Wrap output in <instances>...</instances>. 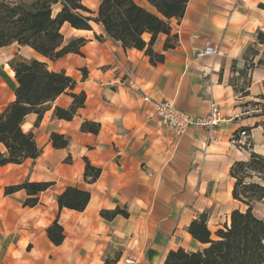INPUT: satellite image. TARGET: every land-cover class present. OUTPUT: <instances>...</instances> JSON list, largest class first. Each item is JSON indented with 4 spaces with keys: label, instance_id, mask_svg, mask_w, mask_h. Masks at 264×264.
<instances>
[{
    "label": "crops",
    "instance_id": "0c3cea01",
    "mask_svg": "<svg viewBox=\"0 0 264 264\" xmlns=\"http://www.w3.org/2000/svg\"><path fill=\"white\" fill-rule=\"evenodd\" d=\"M135 1L155 11L148 1ZM100 2L83 0L95 18ZM60 8L55 5V12ZM91 25L77 29L65 23V44L76 38L85 42L79 53L56 60L17 42L0 48V114L16 98L10 62L17 55L45 61L50 70L65 71L76 82L38 122L36 113L25 117L22 128L34 134L40 154L0 165V264H105L107 258H117L115 264H166L171 250H200L206 244L189 233L191 222L206 212L213 236L229 225L231 212L243 208L232 196L231 166L251 152L264 155V114L246 105L264 94V67L249 73L246 95L231 83L238 75L233 65L245 66L246 49L257 30H264V0H189L183 17L170 19V34H159L153 44L164 55L155 65L145 50L124 48L102 24ZM150 37L144 34L146 41ZM167 41L173 47L166 49ZM206 46L219 48V54L198 57ZM122 65L137 86L125 80ZM81 92L85 104L71 120L54 114L57 106L72 105L71 93ZM144 94L172 100L194 117L206 114L214 100L224 120L211 132L190 127L178 136L157 120ZM85 121L99 123V130L83 131ZM241 128L250 129L247 148L233 141ZM53 133L66 135L69 145L55 148ZM0 148L6 152L4 145ZM87 161L101 169L95 181L85 179ZM26 181L52 183L38 194L35 206L25 205V189L6 193L8 186ZM69 186L91 193L84 210L59 207L57 195ZM116 208L128 216L109 220L101 215ZM56 220L65 234L59 245L47 235Z\"/></svg>",
    "mask_w": 264,
    "mask_h": 264
},
{
    "label": "trees",
    "instance_id": "16d2710c",
    "mask_svg": "<svg viewBox=\"0 0 264 264\" xmlns=\"http://www.w3.org/2000/svg\"><path fill=\"white\" fill-rule=\"evenodd\" d=\"M154 8L150 11L135 0H101L98 16H91L92 11L84 5L83 0H0V48L17 42L27 45L39 54L51 60L59 59L67 53H79L84 38H76L65 44L62 27L69 23L77 29H92V22L103 25L106 34L122 44L124 48L145 50L152 64L164 61V55L153 50V44L161 33L170 34V19H181L189 0H146ZM55 5L61 8L55 12ZM151 35L150 40L144 34ZM99 39H101L98 36ZM264 51V30L258 29L255 42L245 51V66L233 71L240 76L247 74L256 66L264 67L262 58L255 59ZM173 47L168 41L165 48ZM10 66L15 72L17 87L15 100L0 114V147L4 145L6 152L0 148V165L22 163L27 158H36L41 149L32 132L22 128L25 117L36 113L37 122L42 118L49 105L61 94L75 87V80L65 71L50 70L45 61L15 56ZM233 77V78H234ZM232 78V79H233ZM243 95L247 89L237 88ZM72 105L65 109L56 107L54 114L61 119L71 120L77 109L85 104L83 92L71 93ZM264 98V94L262 95ZM99 123L85 121L83 131L96 133ZM240 130L249 131V128ZM52 144L55 148H65L69 138L64 134L53 133ZM101 169L86 163L85 179L95 181ZM234 179L232 196L243 204V208L231 212L230 224L218 228L214 236L208 227V214L202 213L188 227L192 237L206 246L197 251L184 248L171 250L166 264H264V217L255 213L254 204L264 201V155L251 152L247 160L235 161L230 169ZM51 182L26 181L19 185L8 186L6 193L25 189L29 197L25 205L35 206L38 194L51 187ZM91 198L88 190L69 186L57 195L60 208L84 210ZM128 216L125 210L116 208L103 210L105 219H113L117 215ZM49 239L59 245L65 238L63 226L56 220L47 228ZM117 258H107L105 264H115Z\"/></svg>",
    "mask_w": 264,
    "mask_h": 264
},
{
    "label": "built area",
    "instance_id": "2783aa9c",
    "mask_svg": "<svg viewBox=\"0 0 264 264\" xmlns=\"http://www.w3.org/2000/svg\"><path fill=\"white\" fill-rule=\"evenodd\" d=\"M212 54H219V48L206 46L203 50L197 52L198 57ZM121 70L124 74L125 80H128L133 85L137 84L128 67L122 65ZM137 89L143 91L140 87H137ZM144 99L153 104L157 120L162 125L171 128L178 136H182L190 127L204 128L211 132L224 120L221 107L219 103L214 100L210 101L209 109L206 114L194 117L190 113L179 108L172 100H156L146 94H144ZM247 137L248 134L245 130H238L233 137V141L239 147H242L246 144ZM192 171L197 172V169H192Z\"/></svg>",
    "mask_w": 264,
    "mask_h": 264
},
{
    "label": "rangeland",
    "instance_id": "374dc122",
    "mask_svg": "<svg viewBox=\"0 0 264 264\" xmlns=\"http://www.w3.org/2000/svg\"><path fill=\"white\" fill-rule=\"evenodd\" d=\"M260 49V53L257 56L256 59H260L262 58V60H264V51H263V47H259ZM251 72V70H249L247 72V74L240 76L238 79H236V77H234L233 79H231V81L235 84H237V88L240 90V88H247L249 87L250 83H251V76L249 75V73ZM246 105L248 107H250L252 110L258 111L262 114H264V98H262V95L259 96H255V99L248 101L246 103ZM250 133V129L247 132V134ZM248 142H246V145L242 146L243 148H247L248 147ZM254 209H255V213L258 216H262L264 214V201H260L254 204Z\"/></svg>",
    "mask_w": 264,
    "mask_h": 264
},
{
    "label": "bare ground",
    "instance_id": "6f19581e",
    "mask_svg": "<svg viewBox=\"0 0 264 264\" xmlns=\"http://www.w3.org/2000/svg\"><path fill=\"white\" fill-rule=\"evenodd\" d=\"M13 72V71H12ZM14 74V73H13Z\"/></svg>",
    "mask_w": 264,
    "mask_h": 264
}]
</instances>
